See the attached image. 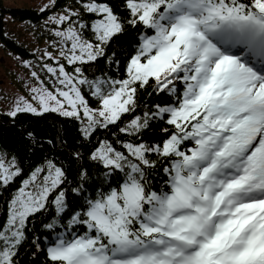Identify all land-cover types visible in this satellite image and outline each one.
I'll use <instances>...</instances> for the list:
<instances>
[{"label":"snow or ice","instance_id":"snow-or-ice-1","mask_svg":"<svg viewBox=\"0 0 264 264\" xmlns=\"http://www.w3.org/2000/svg\"><path fill=\"white\" fill-rule=\"evenodd\" d=\"M46 23L51 87L31 72L7 115L77 121L87 155L73 182L0 145V264L40 216L49 264H264V0H73ZM147 89L170 99L137 114Z\"/></svg>","mask_w":264,"mask_h":264},{"label":"trees","instance_id":"trees-1","mask_svg":"<svg viewBox=\"0 0 264 264\" xmlns=\"http://www.w3.org/2000/svg\"><path fill=\"white\" fill-rule=\"evenodd\" d=\"M73 5V0H57V6L48 11L30 7L6 6L3 0H0V44L7 50L11 51L22 58L32 56L26 46L19 43L8 31V19L13 22L28 21L38 28V36H45L43 26L49 16L54 13H63L65 8ZM119 51V48H117ZM101 67L107 66L100 62ZM90 72L96 69H90ZM110 74L122 76V72H116L114 69H107ZM151 89L143 90L140 93V108L137 114H141L145 106L154 107L155 104H163L169 101V97L165 94L152 93ZM108 135L109 139H113L110 134L101 133V137ZM120 135V134H118ZM121 139H127L120 136ZM166 138V134L160 130V127L154 128L145 137L144 141L149 144L162 143ZM0 145L4 149L18 157L21 162L25 174L34 166L41 164L45 158H54L63 163L69 170V180L74 182L76 170L80 167V163L72 158V153L76 150L87 155V145L82 138L79 137V123L70 119H65L56 114H46L44 117H35L29 113L18 114L16 118L9 117L7 113L0 112ZM91 162L88 161L87 164ZM94 171V169H93ZM162 177V173H161ZM161 177H156L157 181ZM5 193V197H7ZM4 207V202L0 200V210ZM50 215V214H48ZM47 216L37 217L32 225H30L29 237L27 242L19 251L17 264H49L44 251L36 250L32 245L31 238L33 236H41L44 232L42 223ZM3 221V214L0 211V222ZM44 245H41L43 248ZM39 254L42 256L39 258Z\"/></svg>","mask_w":264,"mask_h":264},{"label":"rangeland","instance_id":"rangeland-1","mask_svg":"<svg viewBox=\"0 0 264 264\" xmlns=\"http://www.w3.org/2000/svg\"><path fill=\"white\" fill-rule=\"evenodd\" d=\"M6 6L32 7L42 9L50 3V0H3ZM63 14V13H54ZM51 15V16H52ZM48 20V19H47ZM46 20V21H47ZM8 31L17 41L32 51V56L22 58L5 49L0 44V112L7 113L11 110L16 100L21 97H29V85L36 86L37 82L31 77L35 71L45 83L51 87L50 74L47 73L44 65L55 66L54 61H49L44 55L45 52H52L59 56L57 38L52 35L55 26L45 23L43 26L45 36H38V28L31 22H13L8 19ZM62 63L64 61H61ZM31 65L26 68L25 64ZM71 69L69 68V71ZM42 254H39V258Z\"/></svg>","mask_w":264,"mask_h":264}]
</instances>
